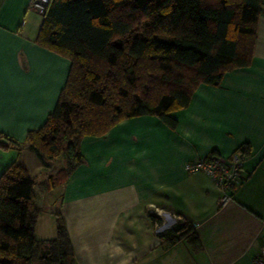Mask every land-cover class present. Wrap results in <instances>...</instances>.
Wrapping results in <instances>:
<instances>
[{
  "label": "crops",
  "instance_id": "1",
  "mask_svg": "<svg viewBox=\"0 0 264 264\" xmlns=\"http://www.w3.org/2000/svg\"><path fill=\"white\" fill-rule=\"evenodd\" d=\"M30 2L0 0V176L18 162L40 186L64 160L57 167L58 159L38 157L26 134L54 110L70 63L36 42L41 20ZM171 116L173 129L139 116L84 137L83 163L62 183L35 189L37 206L50 211L41 220L55 223L59 213L65 223L72 264H253L264 246V0L249 64L217 86L199 85ZM240 150L244 179L220 208L211 180L185 165ZM39 217L36 238L52 240L55 226L44 233ZM185 223L197 243H170L166 234Z\"/></svg>",
  "mask_w": 264,
  "mask_h": 264
},
{
  "label": "trees",
  "instance_id": "2",
  "mask_svg": "<svg viewBox=\"0 0 264 264\" xmlns=\"http://www.w3.org/2000/svg\"><path fill=\"white\" fill-rule=\"evenodd\" d=\"M261 6L262 0H51L36 42L70 67L54 110L26 141L42 159L61 157L64 167L40 186L18 162L1 174L0 264H72L59 213L52 240L35 236V189L62 183L83 163L82 139L101 137L122 120L157 116L175 128L171 114L188 106L199 85L217 86L225 73L249 64ZM166 238L197 243L186 223Z\"/></svg>",
  "mask_w": 264,
  "mask_h": 264
},
{
  "label": "built area",
  "instance_id": "3",
  "mask_svg": "<svg viewBox=\"0 0 264 264\" xmlns=\"http://www.w3.org/2000/svg\"><path fill=\"white\" fill-rule=\"evenodd\" d=\"M50 2L51 0H31L30 9L42 17L47 12ZM244 159L245 155L241 152L229 157L210 155L202 160L187 163L185 170L190 174L202 173L211 180L218 190V207L222 208L232 200L234 191L244 179L242 176ZM253 264H264V246L254 258Z\"/></svg>",
  "mask_w": 264,
  "mask_h": 264
},
{
  "label": "rangeland",
  "instance_id": "4",
  "mask_svg": "<svg viewBox=\"0 0 264 264\" xmlns=\"http://www.w3.org/2000/svg\"><path fill=\"white\" fill-rule=\"evenodd\" d=\"M36 19H37V21H39V20H41V17L38 16V17H36ZM57 159L58 160L55 161V166L58 167V166H61L60 163L63 161V159L61 157L57 158ZM43 206H44L43 204L39 203V208H40V211H39V216H40L39 217V228H40V230H42L45 233L47 231L52 230L53 225L56 226V221H55V223H53L54 218L52 220L49 217L45 218L43 221L41 220V217L46 216V215H50L49 214L50 211L48 210V207L47 206L43 207ZM52 211H54V210H52ZM53 231L55 233V227H54ZM45 252H46V249H43V254L44 255H46V253H47V252L46 253Z\"/></svg>",
  "mask_w": 264,
  "mask_h": 264
},
{
  "label": "water",
  "instance_id": "5",
  "mask_svg": "<svg viewBox=\"0 0 264 264\" xmlns=\"http://www.w3.org/2000/svg\"><path fill=\"white\" fill-rule=\"evenodd\" d=\"M44 249H46V246L44 247ZM47 252V251H46ZM45 252V253H46ZM41 255H42V257H45V255L43 254V251L41 250Z\"/></svg>",
  "mask_w": 264,
  "mask_h": 264
}]
</instances>
